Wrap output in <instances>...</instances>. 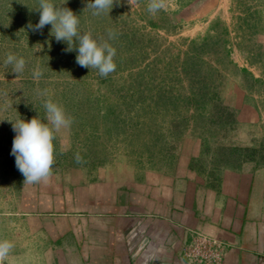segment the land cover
Wrapping results in <instances>:
<instances>
[{
    "label": "rangeland",
    "instance_id": "374dc122",
    "mask_svg": "<svg viewBox=\"0 0 264 264\" xmlns=\"http://www.w3.org/2000/svg\"><path fill=\"white\" fill-rule=\"evenodd\" d=\"M53 2L116 49V70L79 66L51 25L33 31L39 0H0V213L78 169L160 165L190 139L206 166L264 165V0H161L154 14L151 0H113L100 15L89 0ZM8 54L25 60L22 72L4 65ZM49 99L71 125L54 134L50 176L30 184L11 155L10 121L47 122Z\"/></svg>",
    "mask_w": 264,
    "mask_h": 264
},
{
    "label": "crops",
    "instance_id": "0c3cea01",
    "mask_svg": "<svg viewBox=\"0 0 264 264\" xmlns=\"http://www.w3.org/2000/svg\"><path fill=\"white\" fill-rule=\"evenodd\" d=\"M199 153L190 139L160 165L119 161L29 189L0 213L5 264H264L263 163L206 166ZM201 238L219 259L190 256Z\"/></svg>",
    "mask_w": 264,
    "mask_h": 264
},
{
    "label": "clouds",
    "instance_id": "9594fccd",
    "mask_svg": "<svg viewBox=\"0 0 264 264\" xmlns=\"http://www.w3.org/2000/svg\"><path fill=\"white\" fill-rule=\"evenodd\" d=\"M62 5L55 4L53 0H39L38 7L35 8L39 11L38 23L34 27L32 25L29 27L33 31H39L46 25H51V34L55 40L66 43V51L71 52L75 49V59L79 66L97 69L101 77L114 72L116 49L106 40L98 41L91 31H81L79 15ZM87 7L92 10L93 15H100L106 10L110 12L113 0H89ZM162 7L161 0H151L148 11L154 14ZM111 38L113 34L110 32L109 39ZM4 65L11 66V71L18 74L24 70L25 60L8 54ZM40 75V72L35 73L37 78ZM44 108L47 122L36 116L30 120L23 118L15 122L8 120L15 133L11 155L15 157V165L24 176V181L30 184L50 176L54 164V134L71 125V119L58 103L46 100ZM13 247L11 241L0 239V264H5Z\"/></svg>",
    "mask_w": 264,
    "mask_h": 264
},
{
    "label": "built area",
    "instance_id": "2783aa9c",
    "mask_svg": "<svg viewBox=\"0 0 264 264\" xmlns=\"http://www.w3.org/2000/svg\"><path fill=\"white\" fill-rule=\"evenodd\" d=\"M190 256L196 260H205L211 262L219 259L220 253L217 248H214L211 245L208 239L201 238V240L194 245Z\"/></svg>",
    "mask_w": 264,
    "mask_h": 264
}]
</instances>
